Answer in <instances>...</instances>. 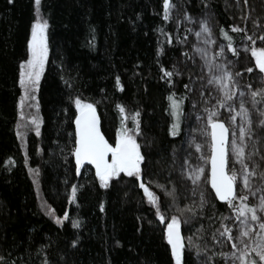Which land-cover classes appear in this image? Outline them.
<instances>
[{
  "label": "trees",
  "instance_id": "trees-1",
  "mask_svg": "<svg viewBox=\"0 0 264 264\" xmlns=\"http://www.w3.org/2000/svg\"><path fill=\"white\" fill-rule=\"evenodd\" d=\"M180 2L191 16L208 10L216 41L234 56L246 32L230 26L245 20L251 28L253 21L262 28L264 21L262 0H249L240 9L233 0ZM41 12L49 21V53L37 89L40 134L27 130L22 140L17 136L19 64L27 56L34 0H0V264H174L164 232L173 215L186 237L182 264H196L200 255L207 264H225L217 237L231 211L228 202H218L209 186V201L202 207L182 199L175 172L174 155L183 145L189 105L185 85L193 70L176 75L172 68L184 49L174 36L175 20L164 19L162 0H41ZM222 27L232 37L235 53L228 49ZM161 66L173 71L172 84ZM251 91L249 105L259 121L264 94L253 105ZM170 93L182 99L175 136L169 134ZM76 97L93 104L112 145L121 121L133 129L132 113L139 112L137 140L144 157L139 177L120 174L105 188L89 165L77 172L72 152ZM117 105L124 107L123 114ZM217 119L223 115L218 113ZM256 129L261 133L264 125ZM33 173L55 215L68 212L61 224L40 207ZM142 183L157 196L163 222L156 206L146 201ZM73 184L75 202L67 199ZM74 219L79 227H73Z\"/></svg>",
  "mask_w": 264,
  "mask_h": 264
},
{
  "label": "snow or ice",
  "instance_id": "snow-or-ice-1",
  "mask_svg": "<svg viewBox=\"0 0 264 264\" xmlns=\"http://www.w3.org/2000/svg\"><path fill=\"white\" fill-rule=\"evenodd\" d=\"M247 4V0H244ZM164 19L170 18V10L175 7L171 3V0H162ZM188 14L185 13V19H188ZM245 18L247 15L245 14ZM253 21V24H256ZM49 26V21L45 18L41 12V0H34V19L31 21L30 26V36L27 39V59L21 60L19 64V81L20 87L22 89L21 102L25 99L36 100L33 94L34 90L38 87V82L40 80L41 73L43 71V66L45 59L48 55V44L46 30ZM233 31H243L238 26H230ZM201 29L203 32H209L207 25L202 22ZM221 34L224 35L229 43L227 45L228 49L233 53L236 49L232 45V37L228 36L227 32L221 28ZM199 35V33H197ZM244 39L251 40L252 45L250 47V52L255 60V68H258L261 74H264V47L255 46L256 40L264 42V32L260 34L259 37L253 38L252 36L245 35ZM171 39L169 38V43ZM211 43V39L207 41ZM247 48V46H245ZM199 51V50H198ZM221 51L218 50L216 55L219 56ZM159 55V50L157 51ZM161 70L164 71V77H168L167 83L172 84L173 71H169L161 66ZM247 71L252 72L253 68H248ZM176 75H179L177 72ZM239 75V73H237ZM164 77H161L164 79ZM264 79V76H262ZM216 81L221 84V91L224 90V85L231 81V73L229 70L223 69L222 74L219 76H213L212 81ZM116 86L121 87L119 77H116ZM187 87V85H185ZM250 87V86H249ZM233 90H235V85L233 84ZM258 94H264V89H257L251 91L253 97V105H255V97ZM230 97H225L228 99ZM168 99L170 100V115L173 120L169 126V134L172 136L177 135L180 129L179 126V116H180V104L181 100L174 98V94H169ZM76 106V116H75V145L72 152L75 155L76 169L77 172L80 170V166L88 161L95 166V174L99 180L101 187H108V182L110 178L117 177L121 172L127 173L129 176H140V163L144 159L140 151V145L137 142L136 134L140 132L139 121L137 117L139 112L132 113V119L134 121V128L129 129L123 126V121H121V127L116 129L115 145L110 144L98 127V121L96 117V112L93 104L82 101L79 97L74 100ZM218 103L223 104L224 101H218ZM38 109V102L35 104ZM120 109L121 114L125 112L122 105H117ZM241 111L238 113L240 115L242 123L239 126V142L237 141L235 135L231 141V150L236 160L241 164L242 171L239 173L242 176V184L244 189H248L254 194L258 189L254 188V183L252 177L259 176L260 183L264 184V171L259 174L255 171V164H253L250 170L249 165L245 163L246 158L252 156V152H245V137H251L253 130L249 126L251 120L248 115V110L244 107L243 102H241ZM168 109H166L167 111ZM234 111V110H233ZM261 113V118L257 122L258 125H264V110L257 109ZM215 110L209 112L208 125H210V150L211 155L207 157L211 161V176L210 183L212 188L215 190L216 196L221 201H227L232 211L237 214L236 219L240 222L237 225L238 234L233 236L230 226H224L223 230L220 232V236L227 238L229 242L237 241L243 245L242 249L237 247V243H232V248L239 252L240 264H264V216L257 214V209L261 213H264V196L259 197V203H247V196L240 195L237 196L234 191V182L237 179V173L233 170V174H228L225 170L226 165V140L228 128L225 124L217 119L213 118ZM23 115V112H21ZM31 120V124L34 126L37 135L40 134L39 125L41 123L38 115H33L28 117ZM235 121V116L232 117ZM21 125L18 123L17 128ZM22 132L18 131L17 136L21 137ZM23 147V145H22ZM197 150H201V146L196 144ZM110 154V159L108 155ZM11 161V157L8 158L7 162ZM33 169H29V172H33ZM203 171L202 168H193L188 172L189 178L193 183H198L200 174ZM141 187L144 188L145 194L148 196L149 202L155 204L156 198L154 193H150L149 189L145 187L142 183ZM77 196V185L73 184L70 192L68 193V201L75 202ZM203 200V195L201 196ZM238 199L240 201L239 205H234L233 200ZM203 205H198L202 207ZM101 210H103V202H101ZM187 208V205L185 206ZM189 211H195V209H188ZM47 214L53 216L56 224H61L65 219L68 218V212L65 211L63 216L55 215L54 209L49 205L47 207ZM156 215L163 222L165 217L157 208ZM179 219L177 216L173 215L171 219L167 221V226L164 230L165 239L171 246V255L174 260V264H182V249L184 244L182 242L183 238L180 233ZM73 227H79V221H72ZM246 238V239H242ZM73 245L77 243L74 239L71 242ZM117 243H119L117 241ZM201 249L197 248V252ZM254 253L255 256L251 254ZM221 255H228V253H221ZM231 255L236 256V252H232ZM0 257V260H3ZM235 264V262H233Z\"/></svg>",
  "mask_w": 264,
  "mask_h": 264
},
{
  "label": "rangeland",
  "instance_id": "rangeland-1",
  "mask_svg": "<svg viewBox=\"0 0 264 264\" xmlns=\"http://www.w3.org/2000/svg\"><path fill=\"white\" fill-rule=\"evenodd\" d=\"M262 1L264 3V0ZM233 2L237 9H240L243 6L247 7L250 3L249 0H247V4L244 3V0H233ZM171 3L175 5V7L170 10V18H173L176 24V31L174 36L177 44L182 46L184 49V52L181 55L180 59L173 62L172 68L175 73L178 72L179 74L182 72V70L185 69L193 70L192 74L190 75V83L187 86L189 105L188 110L183 117V145L181 151L178 154L174 155L175 172L182 185L181 197L182 199L197 205H205L209 201V196L207 195V188L209 186L207 154H210V125H208V116L209 112L215 110L213 118L217 119L218 113H221L223 115V121H225L226 125L229 128L228 156L229 168L231 170L230 175L233 174V170H235V172L237 173V179L235 183L236 186L239 185L241 189L239 193L236 190V195L247 196L248 199L246 202L249 204L259 203V197L264 196V184L260 183L259 176H255L252 177V179L253 181H255L254 188L258 190L253 194L248 189L243 188L242 176L239 175V173L242 171L241 164L236 160L231 150V141L233 139V135H235L237 141L239 142V126L242 123V120L238 113H240L241 111L240 105L241 102H243L244 107L248 110V115L251 120V124L249 126L253 130V134L251 137H245V152L253 153L250 158L245 159V163L249 165L250 170L252 169L253 164H255V171L258 174L260 173V168L264 162V129L261 133H259L256 129V126L258 125V117L255 111L249 105V94L250 90L255 91L257 89H263L262 87L264 85V79H262V76H264V74H261L259 69L254 67L255 60L252 57L250 50H248L251 46H253L252 41L242 39L238 46V50L236 53L237 55H231L223 44H219L216 41L213 32V25L210 20V13L208 10L200 15L191 16L185 10L180 0H171ZM185 13L188 14V19H185ZM202 22L207 25L210 30L209 32L202 31ZM235 26L241 27L243 30H245L248 36H252L253 38L259 37L260 34L264 32V21L262 26H260L262 28H259V25L257 23L254 28H251L245 20L240 22L238 21ZM197 33H199V35H197ZM209 39H211V43L207 42ZM245 46H247V48ZM255 46L264 47V42L256 40ZM218 50L221 51V54L219 56L216 55V52ZM25 59H27V56ZM46 61L47 58L44 62L43 71L46 66ZM250 67L253 68L252 72L247 71V69ZM223 69L230 71L231 81L228 84H225L224 90L221 91V84L217 83L214 80L212 81V83H209V81L212 80L213 76L221 75ZM237 73H239V75H237ZM233 84L235 85V90H233ZM37 89L38 87L33 92L36 97L35 101L31 99H25L23 102H21L22 89L20 87L21 94L18 100V123L21 125V127L18 128V131L23 133V135L20 137V139L22 140L25 137V132L27 130L35 131L34 126L31 124V120H29L28 117L37 115V108L35 107V104L37 103ZM225 97L230 98L225 99ZM221 100L224 101L223 104L218 103V101ZM21 112H23V115H21ZM233 116H235V121L232 120ZM137 138L138 135L136 134V139ZM196 144H199L201 146V150H197ZM114 145L115 143L113 144V146ZM198 167L202 168L203 171L200 174L198 183L194 184L193 181L189 178L188 172H190L193 168ZM120 174L129 176L124 172H121ZM32 177L34 183L36 184L39 205L47 214V207L49 206V204L44 202L42 196L40 195L37 174L33 173ZM145 187L149 189L150 193H154L148 186L145 185ZM143 192L146 201L149 204L156 206L157 209V196L155 195L156 203L153 204L149 202L144 188ZM202 195L203 200L201 199ZM233 204L239 205L240 201L238 199H235L233 200ZM257 214L260 216H264V213H261L259 209H257ZM48 216L55 220L53 216ZM236 216L237 214L234 213L231 209L227 220L223 224V227H231L233 236H236L238 234L237 225H239L240 223L236 219ZM223 227L220 232L223 230ZM220 232L217 237V242L221 246L223 253H228V255H224L225 264H233V262H235V264H240L239 252H237L236 249L232 248V243L236 242L237 247L241 249L243 245H241L237 241L229 242L226 236H220ZM184 238L186 237L184 236ZM232 252H236V256L231 255ZM251 255L255 256L254 253H252ZM196 264H207V261L204 256L200 255L196 259Z\"/></svg>",
  "mask_w": 264,
  "mask_h": 264
},
{
  "label": "water",
  "instance_id": "water-1",
  "mask_svg": "<svg viewBox=\"0 0 264 264\" xmlns=\"http://www.w3.org/2000/svg\"><path fill=\"white\" fill-rule=\"evenodd\" d=\"M94 108H95V107H94ZM95 112H96V117H97V121H98V127H99L101 133L103 134V132H102V128H101V124H100V118H99V115H98V112H97L96 108H95ZM75 116H76V115H75ZM217 120L222 121V122L225 124V126L228 128V126L226 125L225 121H223V120H221V119H217ZM73 125H74V137H75V127H76V126H75V118H74ZM228 130H229V128H228ZM103 136H104V134H103ZM104 137H105V136H104ZM209 138H210V140H211V137H210V126H209ZM105 139H106V138H105ZM228 143H229V131H228V133H227V140H226V143H225V146H226V165H225V170H226V172H228ZM74 145H75V142H74ZM210 155H211V150H210L209 157H210ZM74 156H75V155H74ZM107 158L110 159V154L108 155ZM85 165H89V166L92 168V170L94 171V173H95V166H94L93 164H91V163L88 162V161H85L80 167H83V166H85ZM208 169H209V172H208V185H209V188H210L211 192L213 193V196L215 197V199H216L218 202H225V201H221V200L216 196V194H215V190H214V189L212 188V186H211V183H210V176H211V161H210V159H208ZM228 174H229V172H228ZM236 190H237V186H236V183L234 182V191H235V193H236ZM159 219H160V218H159ZM160 221H161V220H160ZM166 226H167V223L165 224V228H166ZM180 233H181V236H182V238H183L182 242H183V244H184V236H183V233H182L181 229H180Z\"/></svg>",
  "mask_w": 264,
  "mask_h": 264
}]
</instances>
